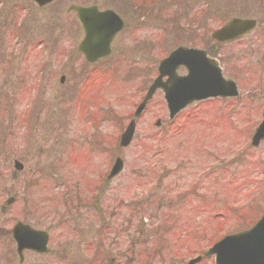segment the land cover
Masks as SVG:
<instances>
[{
	"label": "rangeland",
	"instance_id": "obj_1",
	"mask_svg": "<svg viewBox=\"0 0 264 264\" xmlns=\"http://www.w3.org/2000/svg\"><path fill=\"white\" fill-rule=\"evenodd\" d=\"M16 4L22 14H12ZM70 4H96L125 20L102 66L108 67L94 72L97 77L90 71L95 66L76 50L83 32L66 11ZM231 17L256 18L258 26L239 41L216 43L212 30ZM0 22L9 29L7 50L23 49L10 71L0 68V155L8 150L0 158V264H20L5 233L15 217L40 229L57 226L60 237L49 244L53 252L27 253L22 264H100L105 256L178 264L264 213V138L255 147L250 141L264 111V0H56L43 8L3 0ZM178 46L201 48L215 58L223 75L236 82L238 96L193 103L167 131L158 91L131 144L121 148V130L157 63ZM99 105L107 106L104 115L89 112ZM221 118L227 127L217 126ZM158 119L163 125L156 127ZM222 152L230 155L219 164L214 154ZM116 157L123 168L107 180ZM14 158L23 165L15 177ZM150 192L154 198L139 197ZM98 195L102 209L93 212L88 205ZM11 196L14 204L6 205ZM145 198L147 208L133 205ZM47 208L55 214H46Z\"/></svg>",
	"mask_w": 264,
	"mask_h": 264
},
{
	"label": "water",
	"instance_id": "obj_2",
	"mask_svg": "<svg viewBox=\"0 0 264 264\" xmlns=\"http://www.w3.org/2000/svg\"><path fill=\"white\" fill-rule=\"evenodd\" d=\"M44 5L52 0H33ZM68 10H74L82 29L83 39L78 49L84 54L87 61L96 60L110 52V42L114 35L121 30L122 20L110 9L99 11L96 6L71 5ZM255 26L250 19L232 18L221 28L211 33V38L217 42H230L249 32ZM183 65L187 69L186 76H178L175 69ZM167 75L166 81L163 76ZM155 89L163 91L164 99L172 118L175 113L187 104L209 97L237 96L238 91L234 81L225 79L221 69L214 59L207 57L202 49L178 47L158 66V76L149 87L143 101L137 107L134 116H138L147 100ZM264 114V113H263ZM130 123L121 136V144L125 145L132 134ZM264 137V119L257 127L252 138V144L257 145ZM20 169V165H15ZM120 169V160H117L111 170V175ZM18 248L28 247L37 251H45L46 235L18 223L14 228ZM215 255V264H264V215L249 230L227 235L212 245L206 256Z\"/></svg>",
	"mask_w": 264,
	"mask_h": 264
},
{
	"label": "flooded vegetation",
	"instance_id": "obj_3",
	"mask_svg": "<svg viewBox=\"0 0 264 264\" xmlns=\"http://www.w3.org/2000/svg\"><path fill=\"white\" fill-rule=\"evenodd\" d=\"M91 5H94V4H91ZM98 9L102 10V9H105V8H100L98 5H97ZM141 13H144V12H141ZM123 28L122 30L125 29V20H123ZM0 29L1 30H4L3 32H0V36L1 34H3L4 36V39H3V36H2V40L0 38V68H6L10 63H11V60H12V55H13V50H7L6 48H9V45L10 43L7 42V29L6 27L4 26L3 22L1 23V26H0ZM120 31L117 35H119L121 32L123 31ZM113 43V42H112ZM111 43V44H112ZM6 47V48H5ZM103 59H97L95 62H93V64H97L99 63L100 61H102ZM104 110V107H101V111L103 112ZM104 124V121H103V118L100 120V123L98 124L99 127H102ZM62 218H65V217H62ZM10 222H12V220H10ZM13 223V222H12ZM46 231H47V227L44 228ZM120 230H128V228H122ZM5 233H6V237H7V240H8V243L10 245L9 247V251L12 252V247L14 246L15 248V242L12 238V235H11V230L8 228L5 229ZM59 235L57 234V236L55 237V239L59 240L60 241V237H58ZM100 240H104V236L103 235H100L99 236ZM49 241V240H48ZM10 255V258L12 259L13 257V253H8ZM16 255V253H15ZM17 257V260L18 262L20 263L19 261V257L18 255L15 256ZM141 257H107L105 256L104 259H102V262H100V264H124V262H132V263H135V264H140V263H137L136 261H139ZM194 258V257H193ZM193 258H187V260H183L181 261L180 263L178 264H188ZM210 258L209 259H206V258H201L199 259L196 263L194 264H213L210 262ZM10 263V262H9ZM22 264V263H20ZM96 264V263H95ZM143 264V263H141Z\"/></svg>",
	"mask_w": 264,
	"mask_h": 264
},
{
	"label": "bare ground",
	"instance_id": "obj_4",
	"mask_svg": "<svg viewBox=\"0 0 264 264\" xmlns=\"http://www.w3.org/2000/svg\"><path fill=\"white\" fill-rule=\"evenodd\" d=\"M159 175L157 176V177H155V179H154V181H152L151 182V184H152V186H150L151 187V190H156V188H157V184H158V182H159ZM104 189V188H103ZM151 193V192H150ZM256 193H257V190H256V192H255V195H256ZM261 193H262V191H260L259 192V194L258 195H261ZM254 195V196H255ZM96 198V200L98 199V201L100 200V196L98 195V196H96L95 197ZM253 198H255V197H253ZM71 227V226H70ZM67 228V227H66ZM70 230L71 229H67V231H69L70 232ZM73 231V233H74V230H72Z\"/></svg>",
	"mask_w": 264,
	"mask_h": 264
},
{
	"label": "trees",
	"instance_id": "obj_5",
	"mask_svg": "<svg viewBox=\"0 0 264 264\" xmlns=\"http://www.w3.org/2000/svg\"><path fill=\"white\" fill-rule=\"evenodd\" d=\"M225 156V155H224Z\"/></svg>",
	"mask_w": 264,
	"mask_h": 264
}]
</instances>
